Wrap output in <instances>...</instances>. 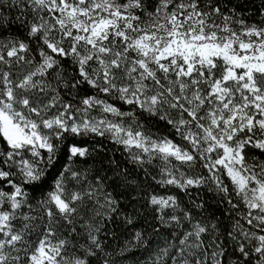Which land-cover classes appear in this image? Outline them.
Returning <instances> with one entry per match:
<instances>
[{
  "label": "snow or ice",
  "instance_id": "6c2138e0",
  "mask_svg": "<svg viewBox=\"0 0 264 264\" xmlns=\"http://www.w3.org/2000/svg\"><path fill=\"white\" fill-rule=\"evenodd\" d=\"M141 249L264 264V0H0V264Z\"/></svg>",
  "mask_w": 264,
  "mask_h": 264
},
{
  "label": "trees",
  "instance_id": "16d2710c",
  "mask_svg": "<svg viewBox=\"0 0 264 264\" xmlns=\"http://www.w3.org/2000/svg\"><path fill=\"white\" fill-rule=\"evenodd\" d=\"M233 3H240L242 7L244 8H248L251 9L252 8V0H233ZM107 147L108 149H111L113 146L110 143H107ZM90 148H95L96 144L94 142H89V144L87 145ZM113 153L111 151H108L107 156H104L103 154H94V160H89L88 163L92 164L95 163L97 168H103L105 169L107 175L109 177H112V172L111 171H107L108 168V156H112ZM115 158L117 160H122L123 157L121 156V153L116 152L115 154ZM104 174V173H101ZM140 175L142 176V173H140ZM48 189L44 190V193L47 192ZM155 190V192L159 193V194H166L165 190L163 188H159L156 187L155 185H153V189H149L148 191H152ZM118 191H123V189H118ZM41 191H36L35 193H33V195H35L37 197V199H39L41 197L42 194ZM131 195L133 197H136V192L131 193ZM142 196L146 195V193H141ZM193 195H195V192H193ZM201 196H203L205 199H207L209 201V203L211 204L213 202L212 200V194L207 192V190L205 189L202 193ZM182 199L187 202L188 201V197H182ZM122 203L123 205H127L128 209L130 210L131 208V204L129 203V201L127 199H123L122 198ZM141 205H143V207H141ZM137 208L139 209V215L137 217V224H136V229L142 230L147 228L148 223H154L153 220V213L151 211V208L149 206H147L146 200H139V202L137 203ZM214 210V209H213ZM218 214V213H217ZM146 218V219H145ZM110 228L114 227L112 225L109 226ZM115 233H116V237L115 239H113L111 236H109L107 243L109 244V250H113V249H118L121 245H123V243L128 240L130 238L129 236V232L132 231V229H125L123 227H115L114 228ZM154 239L156 237H153ZM148 259V254L145 253L143 251V249L139 250V251H135L134 253H128L126 254V257L122 258V257H117V264H134V261H140L141 264L144 260Z\"/></svg>",
  "mask_w": 264,
  "mask_h": 264
}]
</instances>
